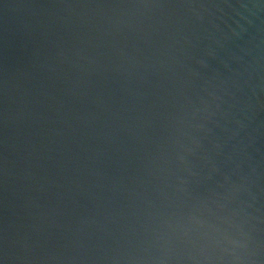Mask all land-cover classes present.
Segmentation results:
<instances>
[{"label":"water","instance_id":"water-1","mask_svg":"<svg viewBox=\"0 0 264 264\" xmlns=\"http://www.w3.org/2000/svg\"><path fill=\"white\" fill-rule=\"evenodd\" d=\"M0 264H264V0H0Z\"/></svg>","mask_w":264,"mask_h":264}]
</instances>
